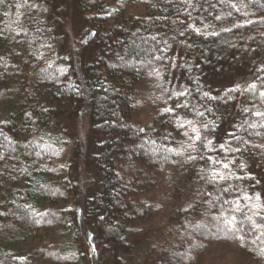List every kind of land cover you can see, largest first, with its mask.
Segmentation results:
<instances>
[{"label":"trees","instance_id":"trees-1","mask_svg":"<svg viewBox=\"0 0 264 264\" xmlns=\"http://www.w3.org/2000/svg\"><path fill=\"white\" fill-rule=\"evenodd\" d=\"M18 2L5 0L0 5V102L19 108L0 124V155L6 157L0 161V213H4L0 264H32L14 253L15 244L31 231L44 233L33 252V264H98L97 259L100 264H193L211 243L235 248L246 258L239 264H264V235L245 224L241 241L222 222L217 226L211 216L219 215V202L204 215L206 201L214 196L235 198L200 179V169L210 167L207 159L189 161L184 153L164 160L166 153L153 151L152 141L179 148L183 142L174 143L175 136L186 138L168 114H160L164 107L174 106L175 99L155 100L163 107L155 108L144 126L132 119L143 84L155 87L168 81L167 87L186 86L190 107L177 111L192 119V106L201 111L203 106L212 108L196 119L209 122L207 134L217 145L231 140L239 146L241 151L228 158L234 161L232 171L245 179L232 183L248 188L250 194L260 193L264 202V128L245 124L264 123L252 114L257 108L264 111V104L258 94L228 91L264 76L256 72L264 67V0H244L246 6L239 11L218 0H199L189 9L191 17L185 11L187 4L179 0H31L37 7L19 10L27 35L16 36ZM67 13L72 40L65 32ZM218 14L225 19L215 21ZM248 19L253 23L218 37L204 38L190 30L180 35L193 21L202 27L200 21L206 20L219 30ZM45 44L50 47H42ZM157 48L166 49L155 53L165 57L161 80L148 75L152 65H143ZM39 52L44 55L37 60L33 53ZM19 53L26 59L16 60ZM62 67L67 68L64 74L58 71ZM49 91L65 98L71 111L66 114L52 107ZM205 91L219 99L202 98ZM161 94L160 87L151 92L154 99ZM82 116L89 122L91 146L84 149L69 141L64 145L65 123ZM64 147L71 157L57 161L53 153L61 156ZM209 155L214 160L224 154L206 153V158ZM239 164L245 165L243 171ZM88 181L93 189L86 188ZM27 205L49 215L33 216ZM196 223L203 226L197 229ZM210 259L215 264H237L215 256L205 264Z\"/></svg>","mask_w":264,"mask_h":264},{"label":"snow or ice","instance_id":"snow-or-ice-1","mask_svg":"<svg viewBox=\"0 0 264 264\" xmlns=\"http://www.w3.org/2000/svg\"><path fill=\"white\" fill-rule=\"evenodd\" d=\"M181 4H187V9H185L187 15L191 17V11L189 9H193L196 4L199 3V0H179ZM253 0H248V3H252ZM218 3L221 5H225L233 10L239 11L241 8L245 7L244 0H240L239 4L232 2V0H218ZM5 0H0V5H4ZM217 5L213 4L211 7H216ZM37 7L36 4L31 3V0H20V2L15 4V8L17 9L16 12V20L14 23L17 24L18 30L13 29L15 31V35L19 36L21 33L27 35V28L24 26V23L21 22L20 17L22 13L19 11L23 8H35ZM244 16H247L248 13H242ZM7 15V13H5ZM232 13L228 12L227 16H231ZM225 19L224 15H216L214 17L215 21H222ZM181 24L184 21H180ZM253 21L248 19L246 23L235 22L231 26L222 25L217 30V25L214 23L206 22V20H201V26H198L195 21L192 23L187 24V28L184 31L180 32L181 36H184L187 31H191L195 33L197 36H202L204 38L208 37H218L221 33H231L234 28H242L246 27L248 24H252ZM39 31V29H37ZM0 35H2V30H0ZM155 40V37H152ZM19 43V41H17ZM167 44V41L164 42ZM192 47V45H188ZM42 47H50V45H42ZM170 47V46H169ZM156 51L165 52V48H157L155 51L151 53V55L143 61L144 66L152 65L151 69L148 72L149 76H154L157 80H161L163 77V73L161 71V67L164 66L165 57L156 55ZM35 58L39 60L44 53L39 52V54L33 53ZM174 60V58H173ZM155 62H161L160 66L154 64ZM48 67H52L51 64ZM58 71L61 74L67 72V68H59ZM257 73H264V67H260L256 69ZM256 81L260 82V86ZM171 82L164 81V83L158 84L157 86L162 90V96L157 97V99H161L162 97H167L165 99V103L168 100L175 99L174 106L164 107L160 110V114H168L173 121L175 122V126L178 130H183L182 135L186 137V142L182 143L179 148L174 147H161L155 144V141H152L153 144V151L154 152H163L166 153L162 156V159L167 160L169 155H183L184 153H188L187 159L189 161H196L197 159L205 160L207 159V163L210 165L209 168L202 167L200 169V176L201 180H204L205 183L211 184L216 191L222 192L226 195L235 194V198L227 199L224 198L221 200L219 196H214L213 199L207 200L206 203L208 205V210L204 213L205 216L209 215L212 209H215L216 203L219 202L222 206L218 210L219 215H212L211 219L213 221H217V226L222 222L224 228L228 231H231L236 235V238L243 241L244 239V225H249L252 232H260L264 235V202H262V197L260 193H249L248 188H245L241 184L232 183L233 179L236 180H243L245 179L244 176H237L234 171H232V166L234 161L229 159V154L234 152H240L241 149L238 145L234 146L231 143V140L225 141L223 143L214 142L212 138H209L208 131H209V122L204 121L202 119H196L197 117L202 118L204 116L205 111L211 112L212 108L204 107V111H201L199 107L192 106L191 112L193 114L192 119L187 118V114L181 115L177 111V109H189L190 102L186 101V98L191 95L189 89L186 86L180 85L177 87L176 85H172L171 87L165 86V84H170ZM236 90H242V92L247 93L251 92L254 95L258 94V98L262 104H264V76H256V80L253 82H246V85L241 86L237 85L234 89H229V93ZM181 98H185V102H181ZM202 98L206 100H218L219 97L211 96L209 92L205 91L202 93ZM244 112H248V108L243 109ZM254 116L261 118L264 120V111L257 108L253 113ZM245 124L249 128L256 129L257 127L264 128V123L257 124L256 122H249L245 121ZM139 132H144V128H140ZM256 135H262L261 133L257 132ZM229 136L232 139H236L239 143H247V141L243 140L240 137H237L235 133H229ZM167 138V137H166ZM8 140L7 137L4 138ZM9 144L12 141H8ZM148 143V141H145ZM46 148H51L50 145L46 146ZM203 150V151H202ZM221 152L223 156H217L216 159L209 155L205 156L206 153L212 152ZM195 153V155H193ZM54 155H59V153H53ZM39 156L40 153H37ZM6 157L0 155V161L4 160ZM239 169L241 171L244 170L245 165L239 164ZM52 171V169H48ZM249 179L251 177H248ZM41 187H45L41 185ZM250 187V186H249ZM47 191L53 192L54 190L50 187L46 188ZM223 205H227L228 207L225 208ZM27 209L30 210V214L33 216H39L43 218L44 216L49 215V213L44 212L40 213L32 209L31 205L26 206ZM187 211V209H185ZM239 214V215H237ZM0 215H4V213H0ZM203 225L201 223H196L195 228L199 229ZM261 255H264V249H261Z\"/></svg>","mask_w":264,"mask_h":264},{"label":"rangeland","instance_id":"rangeland-1","mask_svg":"<svg viewBox=\"0 0 264 264\" xmlns=\"http://www.w3.org/2000/svg\"><path fill=\"white\" fill-rule=\"evenodd\" d=\"M66 16L68 17V19L65 20L66 22L65 32L66 34H68L69 39L72 40L74 38V31H73L72 23L69 19L70 13H67ZM69 45L70 44H68V46ZM68 48L70 49V47ZM24 58L26 59V56H24L23 53L22 54L19 53L18 57H16V60L20 61L21 59ZM16 60L13 61L14 65L18 64V61ZM19 72L21 73V71ZM17 77H20V75H18ZM157 88L158 86L154 87V85L150 82H148L147 84H143V86L141 87L140 90L141 102L140 104L137 105V108L133 109L132 112L133 121L137 122V124L140 126H144L145 123L152 120L151 117L154 114L155 108L163 107L162 102L160 101L156 102L155 100L158 99H154L155 97L151 95V92L153 90H157ZM57 96L58 95H56L54 92H50V91L48 92L47 98L50 105L52 107L58 108L62 113H66V114L69 113L71 111V106L69 102L65 98L57 97ZM18 110H19L18 105L13 107V104L11 102H7V101L0 102V124L6 119L7 114L9 115V113L11 114V112H16ZM65 128H66V135H65L66 140H62V143L64 145H67L66 142L68 141L70 143L78 142L82 145V147H84V149L87 148L89 149L92 143V139L90 134V126L87 118L82 116V118L78 117L77 119H74L71 122H66ZM179 141L185 143L186 138H182V136L176 135L174 143L178 144ZM62 150L64 152H61V156L58 155L57 161H59L61 157H64V159L71 157V151L68 148L64 147ZM86 163L87 164L85 166V170L89 172L91 167L90 165H88V162ZM87 172L85 174H87ZM93 187L94 184H92L91 181H88L86 188L93 189ZM45 206H53V204L46 203ZM43 234H44L43 231H31L30 234L25 235V237L19 240L14 246V253L17 256V258L33 264V260L35 259L33 252L36 248L40 246L41 243L40 238L41 235ZM83 242L85 245L84 238H83ZM204 253L206 256L204 254L197 256L193 261V264H205L207 258L209 259V257L211 256L213 257L215 256L217 258L226 257L227 260H233L234 263L237 264L242 263L244 261L246 262V258L243 256V254L238 252L235 248L221 243H211L209 248H207V250ZM98 260L99 259H97L96 261L98 262V264L102 263L101 261ZM208 264H215V262L213 261V259H210Z\"/></svg>","mask_w":264,"mask_h":264}]
</instances>
